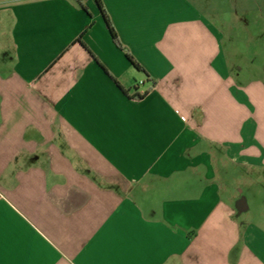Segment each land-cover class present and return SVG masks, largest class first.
Returning a JSON list of instances; mask_svg holds the SVG:
<instances>
[{"label":"crops","instance_id":"1","mask_svg":"<svg viewBox=\"0 0 264 264\" xmlns=\"http://www.w3.org/2000/svg\"><path fill=\"white\" fill-rule=\"evenodd\" d=\"M212 1L0 0V264H264V0Z\"/></svg>","mask_w":264,"mask_h":264},{"label":"rangeland","instance_id":"2","mask_svg":"<svg viewBox=\"0 0 264 264\" xmlns=\"http://www.w3.org/2000/svg\"><path fill=\"white\" fill-rule=\"evenodd\" d=\"M211 6L217 9L218 7L223 8L226 12L230 10L229 2L218 3L217 0H213ZM257 177H252V180L248 184V188H245L244 193H242L239 197L233 198L231 202L237 208L244 210L247 213H243L238 215L241 218L249 217L252 220L257 222L264 223V168L258 167L257 169ZM246 180H242L243 188L245 187Z\"/></svg>","mask_w":264,"mask_h":264},{"label":"trees","instance_id":"3","mask_svg":"<svg viewBox=\"0 0 264 264\" xmlns=\"http://www.w3.org/2000/svg\"><path fill=\"white\" fill-rule=\"evenodd\" d=\"M97 2H98V4H99V7L101 8V11H102V13H103V16H104V18H105V21H106V23H107V26H108V28H109V30H110V33H111V35H112V38H113L114 42H115L117 45L120 46V42H119V39H118L117 33H116V31H115L113 25L111 24L109 18H108V15H107V13H106V11H105V9H104L102 3H101V0H97ZM127 56L130 58V60L132 61L133 65H134L135 67L140 68V64H139V63H137V62H136V61H135V60H134L129 54H127ZM136 96H137V97H141V94H136Z\"/></svg>","mask_w":264,"mask_h":264},{"label":"built area","instance_id":"4","mask_svg":"<svg viewBox=\"0 0 264 264\" xmlns=\"http://www.w3.org/2000/svg\"><path fill=\"white\" fill-rule=\"evenodd\" d=\"M138 84H142V81H139V83Z\"/></svg>","mask_w":264,"mask_h":264}]
</instances>
